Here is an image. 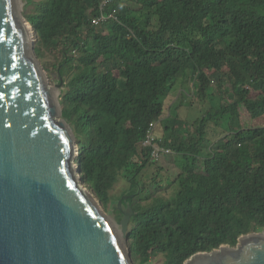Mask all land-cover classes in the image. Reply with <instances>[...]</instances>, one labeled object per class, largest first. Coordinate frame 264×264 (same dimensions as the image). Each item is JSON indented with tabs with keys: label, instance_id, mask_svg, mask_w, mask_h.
Masks as SVG:
<instances>
[{
	"label": "trees",
	"instance_id": "trees-1",
	"mask_svg": "<svg viewBox=\"0 0 264 264\" xmlns=\"http://www.w3.org/2000/svg\"><path fill=\"white\" fill-rule=\"evenodd\" d=\"M23 1L83 183L120 223L127 181L133 264H185L264 231V124L242 127L243 108L264 120V0ZM114 9L120 22L93 23ZM177 100L207 109L190 123ZM152 122L170 151L158 162L142 147Z\"/></svg>",
	"mask_w": 264,
	"mask_h": 264
},
{
	"label": "water",
	"instance_id": "water-1",
	"mask_svg": "<svg viewBox=\"0 0 264 264\" xmlns=\"http://www.w3.org/2000/svg\"><path fill=\"white\" fill-rule=\"evenodd\" d=\"M34 34L21 0H0V264H133L132 211L112 222L83 187L77 140ZM185 264H264V231Z\"/></svg>",
	"mask_w": 264,
	"mask_h": 264
},
{
	"label": "rangeland",
	"instance_id": "rangeland-1",
	"mask_svg": "<svg viewBox=\"0 0 264 264\" xmlns=\"http://www.w3.org/2000/svg\"><path fill=\"white\" fill-rule=\"evenodd\" d=\"M21 3H23L24 7H25V3L23 0H21ZM34 37L36 38L35 34H34ZM37 49V48H36ZM39 57V55H38ZM40 59V57H39ZM41 61V59H40ZM41 64L43 65L42 61H41ZM44 66V65H43ZM45 68V67H44ZM46 70V69H45ZM46 72L48 73V71L46 70ZM48 77L52 83V80L49 76V73H48ZM53 84V83H52ZM59 84H62L61 82H57L54 85V87L56 88V92L58 94V99L59 101L61 102L62 104V97H61V91H62V87H63V84L61 86V89L59 90L58 89V86ZM253 95L256 96L257 95V92H253ZM176 104H178V107L174 104V112L175 113H179L181 115V117L183 118H186L187 120H189V122H193L195 120H197L199 117L202 116L204 110L207 109V107L203 110L202 107V102L198 101L197 102V105H192L191 107L189 108H186V107H181V101L180 100H177L175 101ZM211 104V103H210ZM170 108V105H168V109ZM168 115V110L166 112V116ZM242 117H244V122L242 124V127L244 128H256V127H262L263 124H264V120L262 119H253L251 116H249L248 114V110L246 108H243L242 110ZM64 118V117H63ZM167 121V120H166ZM171 124V123H169ZM171 133H169L170 135ZM204 153L205 155L209 154L210 153V149L209 147L207 146V144L205 145V148H204ZM78 167V165H76ZM84 185V183H83ZM84 188L86 187L85 185L83 186ZM128 184H127V181L124 182V184H122L116 192L113 193V196L116 197L115 201L112 202L111 204V208L113 206H116V207H119L121 210L123 209L125 212L127 213H130L131 212V209L130 207L124 202V199H122L121 201H118L120 197H123L124 196V193H125V190L128 189ZM158 189H156V192H157ZM91 193V192H90ZM161 193L163 194H167V192L165 191H161ZM95 197V196H94ZM95 199L99 202H101V200H99L98 198L95 197ZM102 203V202H101ZM108 217H109V220L112 221V222H118L117 221V218H116V215L114 212L112 213H108ZM120 224V222H118ZM117 230L119 231V233L121 234V230H122V227L121 226H118L117 225ZM259 233V232H258ZM151 264V263H150Z\"/></svg>",
	"mask_w": 264,
	"mask_h": 264
},
{
	"label": "built area",
	"instance_id": "built-area-1",
	"mask_svg": "<svg viewBox=\"0 0 264 264\" xmlns=\"http://www.w3.org/2000/svg\"><path fill=\"white\" fill-rule=\"evenodd\" d=\"M115 16L114 14H111L110 16H107L105 14H102L101 16L94 17L92 19L93 23L97 24L101 22L103 19H107L109 17ZM155 128L156 123L152 122L150 124V127L147 131V136L145 141L142 143L143 148H149L152 150L151 152V158L153 162L160 161L161 157L170 154L169 150H166L161 146L162 141L159 139V137L155 134Z\"/></svg>",
	"mask_w": 264,
	"mask_h": 264
},
{
	"label": "clouds",
	"instance_id": "clouds-1",
	"mask_svg": "<svg viewBox=\"0 0 264 264\" xmlns=\"http://www.w3.org/2000/svg\"><path fill=\"white\" fill-rule=\"evenodd\" d=\"M109 3V1H107L103 6H102V10H105V6ZM107 12V11H106ZM108 14V13H107ZM111 14H114L115 16H113L114 19H116L118 22H120V10L119 9H114L110 14L108 15H111ZM25 16V14H24ZM27 19V17H26ZM28 20V19H27ZM29 21V20H28ZM29 23L32 25V23L29 21Z\"/></svg>",
	"mask_w": 264,
	"mask_h": 264
}]
</instances>
